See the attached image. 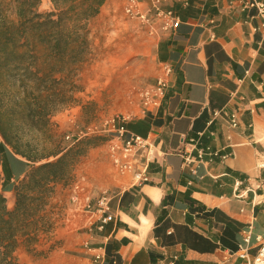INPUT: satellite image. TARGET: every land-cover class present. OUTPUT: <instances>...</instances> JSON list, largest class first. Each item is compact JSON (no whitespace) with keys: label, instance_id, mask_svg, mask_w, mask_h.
Here are the masks:
<instances>
[{"label":"crops","instance_id":"crops-1","mask_svg":"<svg viewBox=\"0 0 264 264\" xmlns=\"http://www.w3.org/2000/svg\"><path fill=\"white\" fill-rule=\"evenodd\" d=\"M124 3L106 0L93 21L121 28L127 22L117 10ZM244 3L161 2L179 26L130 47L144 52L132 68L145 85L162 65L171 68L160 106L138 109L125 122L155 148L148 180H106L111 220L102 229L101 215L81 209L77 196L54 224L57 246L48 254L62 253L64 264H89L84 242L104 248L102 264H244L237 252L255 253V237L264 233V30L257 10Z\"/></svg>","mask_w":264,"mask_h":264},{"label":"trees","instance_id":"trees-1","mask_svg":"<svg viewBox=\"0 0 264 264\" xmlns=\"http://www.w3.org/2000/svg\"><path fill=\"white\" fill-rule=\"evenodd\" d=\"M47 1L49 10L39 11L42 0H0V264H21V245L47 255L36 248L38 233L52 230L45 207L98 140L85 135L62 147L51 118L81 104L77 71L90 51V23L106 0Z\"/></svg>","mask_w":264,"mask_h":264},{"label":"rangeland","instance_id":"rangeland-1","mask_svg":"<svg viewBox=\"0 0 264 264\" xmlns=\"http://www.w3.org/2000/svg\"><path fill=\"white\" fill-rule=\"evenodd\" d=\"M49 8V2L42 0L38 9L47 11ZM8 14L13 17L11 10ZM117 14H123L127 22L121 25V28L91 21L90 51L86 60L79 66L76 77V82L81 87L76 96L81 99V104L59 111L51 118L53 139L62 147L72 145L77 138L85 135L97 136L98 140L80 157L73 168L70 180L55 185V193L45 207L44 213L52 222V230L49 233H38L36 248L47 251V255L34 254L21 245L15 251L21 264H64L62 253L48 254L52 250L48 251L50 245L57 246L54 236L58 233H54L57 230L54 224L66 218L68 209L77 202L73 200L74 196H78L82 201L85 196H89L92 202L102 191L107 190L106 180L111 181L115 176L103 144L114 135L112 126L115 121L123 117L130 119L137 115L138 108L133 88L142 87L144 83L134 76L132 67L144 57V52H133L130 47L132 44L141 47L139 41L146 42L147 39H151L137 23L125 17L122 7L117 10ZM128 21L135 25L130 27ZM1 180L0 167V184ZM6 199L7 208L11 209L13 195L7 194ZM83 205L80 206L81 209H84ZM52 239L55 242H51Z\"/></svg>","mask_w":264,"mask_h":264},{"label":"built area","instance_id":"built-area-1","mask_svg":"<svg viewBox=\"0 0 264 264\" xmlns=\"http://www.w3.org/2000/svg\"><path fill=\"white\" fill-rule=\"evenodd\" d=\"M162 1L125 0L122 11L125 17L137 23L149 38H155L163 31L176 29L180 24L177 15L172 10L162 8ZM244 1L246 6L255 8L258 15L262 17L259 28L264 30V3L256 0ZM170 73L171 68L168 65H162L161 73L152 85L134 86L136 104L142 113L153 112L160 106L169 84ZM126 120L128 119L123 117L114 122L112 126L114 135L104 142V151L115 176L128 178L129 183L133 185H141L148 180V166L155 158V148L147 137L130 133L125 127ZM229 124L231 128L237 126L238 117L235 113L229 115ZM202 156L203 153L200 152L199 161ZM84 198V209L101 215L98 228L102 229L111 220V216L107 214L110 203L108 192L102 191L93 204L89 196ZM73 200H77V197ZM262 204L264 206V201ZM255 241L257 242L256 251L252 256H249L245 248L237 252L238 257L245 261L244 264H264V233L256 235ZM83 247L91 256L89 264L104 263L106 255L103 247H92L88 242H84ZM111 263L115 264V261L112 260Z\"/></svg>","mask_w":264,"mask_h":264}]
</instances>
